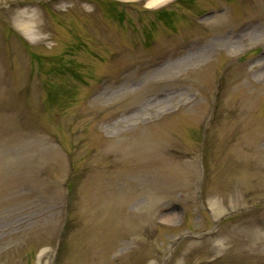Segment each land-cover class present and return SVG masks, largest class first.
<instances>
[{"label":"rangeland","instance_id":"374dc122","mask_svg":"<svg viewBox=\"0 0 264 264\" xmlns=\"http://www.w3.org/2000/svg\"><path fill=\"white\" fill-rule=\"evenodd\" d=\"M0 264H264V0H0Z\"/></svg>","mask_w":264,"mask_h":264},{"label":"bare ground","instance_id":"6f19581e","mask_svg":"<svg viewBox=\"0 0 264 264\" xmlns=\"http://www.w3.org/2000/svg\"><path fill=\"white\" fill-rule=\"evenodd\" d=\"M168 1L169 0H146V5L148 7L160 6ZM16 16L21 20V23H19L17 26L22 31L25 37H28V35L30 36L32 29H34L35 27H40V25H37L38 18L34 14L27 15L26 12H21Z\"/></svg>","mask_w":264,"mask_h":264}]
</instances>
